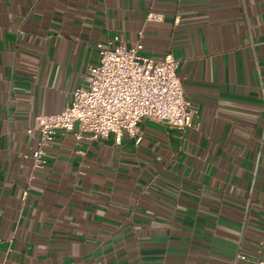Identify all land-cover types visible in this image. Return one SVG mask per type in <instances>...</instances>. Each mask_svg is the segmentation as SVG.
I'll use <instances>...</instances> for the list:
<instances>
[{
  "label": "crops",
  "instance_id": "crops-1",
  "mask_svg": "<svg viewBox=\"0 0 264 264\" xmlns=\"http://www.w3.org/2000/svg\"><path fill=\"white\" fill-rule=\"evenodd\" d=\"M178 59L196 126L139 141L57 132L113 35ZM264 258V0H0V264H251Z\"/></svg>",
  "mask_w": 264,
  "mask_h": 264
},
{
  "label": "built area",
  "instance_id": "built-area-1",
  "mask_svg": "<svg viewBox=\"0 0 264 264\" xmlns=\"http://www.w3.org/2000/svg\"><path fill=\"white\" fill-rule=\"evenodd\" d=\"M97 60L87 67L84 83L76 87L60 111L38 114V132L31 149L32 167L45 162L44 149L57 132L97 140L113 134L139 141V122H160L184 134L196 126L197 109L184 93L177 74L178 59L167 52L154 57L138 41L127 44L118 34L96 44ZM237 261L264 264V258L236 255Z\"/></svg>",
  "mask_w": 264,
  "mask_h": 264
}]
</instances>
